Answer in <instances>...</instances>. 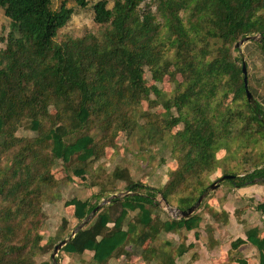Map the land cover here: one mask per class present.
Returning <instances> with one entry per match:
<instances>
[{
    "label": "trees",
    "instance_id": "trees-1",
    "mask_svg": "<svg viewBox=\"0 0 264 264\" xmlns=\"http://www.w3.org/2000/svg\"><path fill=\"white\" fill-rule=\"evenodd\" d=\"M74 1L81 8L89 4L88 0ZM143 2L97 0L91 5L96 28L58 41L59 30L75 11L66 0L57 6L53 0H0V8L9 19V30L6 36L0 37L4 42V47L0 48V153L10 151L19 140L14 131L22 120L27 119L29 128L40 131L43 118L48 116L47 107L52 105L57 108L56 117L61 125L68 113L74 116L77 125L71 131H64L54 124L34 141L39 144L44 138L49 140L52 159L69 163L76 158L81 165L74 167L73 174L84 176L85 166L100 157V149L95 147L90 134L80 133L67 141L68 134L79 131L94 114L113 118L116 126L121 122L124 128L139 124L142 115L138 109L140 101L149 99L150 92L155 96L161 93L156 85L145 84V67L150 70L154 81H160L172 67L169 73L172 80L176 82L178 73L184 80L175 84L185 86L177 89L173 97L162 101L166 111L174 107L178 112L177 119L174 122L167 119L166 126L184 123L183 129L177 133L197 149L199 163L195 159L186 160L184 171L197 164L205 165L211 155L207 154V149L217 141L213 139L214 131L210 128L204 130L205 119L195 114L188 117L183 106L199 107L202 91L195 88L197 85L202 87L201 83L207 77L214 78L216 83L224 80L225 89L231 91L234 98L247 97L242 65L239 67L235 63L230 45L239 36L259 32L264 52V16L257 15L264 9V0H150L154 10L148 6L140 9ZM188 11L189 17L185 19L181 12L186 14ZM157 18H163L164 22ZM210 40H218L221 45L214 51L209 47ZM212 51L214 55L210 59ZM208 91V96H212L214 87ZM249 108L251 119L264 137V110L259 104H250ZM34 141L31 144H35ZM21 161L16 155L14 168L0 177V198L3 200L0 205V235L3 237L0 239V264H35L31 259L19 263L6 260L20 248L4 237L5 234L14 235L18 230V225L10 223V215L15 210L9 204L31 193L29 175L26 174L23 180L18 179ZM230 174L234 177L227 180L233 188L264 184V165L242 174ZM113 176L126 181L128 193L112 198L109 205L100 206L61 251L77 254L89 251L92 262L108 264L114 256H120L119 252L130 255L124 250L126 244L144 245L151 231L158 227L166 233L194 231L199 227L201 217L197 213L188 217L178 215L157 223L153 221L151 214L158 204L157 194L171 205L170 193L174 192L175 179L170 180L164 189H156L133 181L126 169H116ZM38 181L46 180L42 177ZM23 189L26 191L19 194ZM101 194L96 195V199H100ZM177 201L176 208L182 211L194 200L179 197ZM67 204L73 207V215L79 221L98 205L97 200L90 202L75 197ZM135 210L138 211L136 221L125 227L128 212ZM215 216V220L220 218ZM133 232L134 238L131 237ZM260 233L258 227L248 228L246 239L232 241L231 249L249 242L259 253V264H264V236ZM195 235H198L196 231ZM188 248L189 245H179L175 256L164 251L163 256L168 261L163 260L160 264H175V258ZM147 252L154 253L156 261L161 260L162 256L157 255L152 247L149 246ZM234 258L237 264H248L238 254Z\"/></svg>",
    "mask_w": 264,
    "mask_h": 264
},
{
    "label": "rangeland",
    "instance_id": "rangeland-1",
    "mask_svg": "<svg viewBox=\"0 0 264 264\" xmlns=\"http://www.w3.org/2000/svg\"><path fill=\"white\" fill-rule=\"evenodd\" d=\"M62 0H53L55 6ZM97 0H88L89 4L85 8L79 7L74 0H66L67 5L74 8V13L67 24L62 27L56 40H61L66 36H79L89 30L96 28L93 22L92 3ZM150 0H144L140 9L154 6L149 3ZM148 3V4H147ZM113 2L108 6L111 8ZM189 11L185 14V19L189 17ZM257 15L264 16V9ZM161 23L163 18H157ZM9 30V19L5 16L3 8H0V37L6 36ZM248 35L254 38L244 41L240 46H236L243 37H238L230 45V54L236 59L235 63L241 67L242 60L246 63L248 89L251 92L252 99L249 101L246 96L239 99L234 98L231 91L225 89L224 80L220 83L214 82V78L207 77L196 90L200 89L202 94L198 100L199 107L187 106L183 108L188 117L197 115L203 117L206 121L204 130L210 128L214 131L213 139L217 140L207 149V154H211L205 162V165L198 166L197 149L191 147L186 137L179 136L177 132L181 131L184 123L177 122L176 125L166 126L167 119L175 121L178 117L177 110L172 107L170 110L162 105L164 99L175 95L177 89H183L185 84L178 86L184 80L180 74H176V82L172 80L169 72L164 74L160 81H154L150 70L145 67L143 78L146 85H156L161 91L159 96L152 92L149 99L140 101L138 106L142 113L139 124L124 128V124L113 121V118L106 119L100 114L91 115L79 131L68 134L67 141L77 134L87 133L94 139L97 149H100V157L85 166L84 176H75L73 169L81 165L76 158H72L69 163L60 159L50 157L49 140L45 138L41 143L34 141L41 137L43 133L54 124L61 126L60 129L71 131L77 125V121L71 113L65 115L63 125L56 117L57 108L49 105L47 107L48 116L42 120L40 131L29 128V121L22 120L20 125L14 131V136L19 140L10 151L0 153V177L6 175L7 171L14 168V158L16 155L22 160L19 178L23 180L26 174L29 175L30 195L16 200L9 205L15 210L10 215V223L18 225L17 233L14 235L5 234L7 242L20 247L16 252L7 257V261H23L31 259L35 264H53L51 253L54 244L62 238H66L72 229L81 221L73 215V207L67 204L72 198L89 199L90 202L100 204L110 197H123L128 193L125 185L126 181L116 179L113 172L118 169H126L133 181L154 187L164 189L170 180L175 179L174 192L170 194L171 205L166 204L157 194V206L152 209L151 217L157 223L159 220H165L181 215L176 208L179 197H191L194 205L199 192L205 188L206 195L203 197L199 207L194 213L200 215L203 223L204 232L210 229L208 219H214L209 198H213L219 188L231 187L227 179L217 182L214 188L210 185L221 178L224 174L237 173L242 174L264 165V137L263 133L251 119L250 104H259L264 110V52L261 47V37L259 32H253ZM209 47L215 51L221 45L218 40H210ZM4 47V42L0 41V48ZM212 51L209 58L214 55ZM215 85V86H214ZM214 87V93L209 95V89ZM195 124V123H194ZM35 144H31L32 142ZM24 144L25 147H22ZM188 153V155H187ZM195 159L196 164L189 171H184L185 161ZM184 171V173H183ZM10 174V172H9ZM44 178L46 181L40 182L38 178ZM261 195L264 197V187ZM24 193L26 189H23ZM247 192L253 190H243ZM203 192V193H204ZM101 194V198L96 199V195ZM254 197V196H253ZM197 198V199H195ZM255 198V197H254ZM2 197L0 198V205ZM248 199V198H247ZM106 202L103 205H109ZM137 210L128 212L124 221L125 227L136 221ZM209 216H207V214ZM222 216V213L216 214ZM156 219V220H154ZM111 225V224H110ZM196 231V230H194ZM147 232V231H145ZM139 233V232H138ZM192 233V232H190ZM134 238V232L131 233ZM0 239L3 240L2 235ZM40 239V240H38ZM144 245L137 247L133 244H126L120 256H114L108 264H160L161 261L168 258L164 257V251H169L175 256L179 245H189L187 251L179 258H175L178 264H229L230 254L227 249H222L221 255L218 249L209 254L214 258H207L202 246H193L191 237L181 233H166L159 227L151 231ZM207 243V241H203ZM149 245L155 250V253L161 257L155 260L154 253H148L146 246ZM193 246V247H192ZM194 248V250H193ZM199 249V250H198ZM197 250L199 252H197ZM200 250L202 251L200 253ZM122 255V257H121ZM92 253L86 251L82 254H73L66 256L63 251L56 255L57 264H95L91 260ZM221 257V258H220ZM229 257V259H228ZM224 258V259H223ZM223 260V261H222ZM176 264V261H175Z\"/></svg>",
    "mask_w": 264,
    "mask_h": 264
},
{
    "label": "crops",
    "instance_id": "crops-1",
    "mask_svg": "<svg viewBox=\"0 0 264 264\" xmlns=\"http://www.w3.org/2000/svg\"><path fill=\"white\" fill-rule=\"evenodd\" d=\"M262 187H264V184L255 183L240 188L223 187L217 189L214 197L208 199L210 200L209 205L211 204L213 213L221 214L225 212V215L222 214L220 218L218 217V220L207 218L210 229L206 232L202 229L204 227L203 223L200 222L199 227L196 229L197 236L193 230L186 231L184 234L188 236V240L189 237L192 238L193 246L204 248V253H206L208 259L214 258L209 254L215 252V249H218V256H220L222 249L228 248L227 251L230 254V259L228 257L229 264H237L234 258L236 254L245 259L248 264H259V253L255 246L245 242L237 249H231V242L239 238L246 239L245 232L252 227L261 229L260 235L264 236V197L261 195L263 192L260 189ZM245 189L253 190V194L251 195V191L245 193L246 191H243ZM207 216L209 215L207 214ZM202 240H206L207 243H203ZM198 250L197 252H199ZM63 254L72 256L77 253L63 252ZM175 261L178 264V261Z\"/></svg>",
    "mask_w": 264,
    "mask_h": 264
},
{
    "label": "water",
    "instance_id": "water-1",
    "mask_svg": "<svg viewBox=\"0 0 264 264\" xmlns=\"http://www.w3.org/2000/svg\"><path fill=\"white\" fill-rule=\"evenodd\" d=\"M254 38V36L252 35H247L245 37H243L239 42L236 43V46H240L241 43H243L244 41H247L249 39H252ZM242 72H243V80H244V86H245V91H246V95H247V98L249 101H251L252 99V95H251V92L248 90V81H247V71H246V63L244 62V60L242 61ZM234 175L232 174H224L221 178H219L217 181H215L214 183H212L210 185L211 188H214L216 185H217V182L219 180H222V179H230V178H233ZM206 195V192H204L203 194H201L196 203L194 205H191L190 207H188L186 210H182L180 211L181 213V216L183 217H188L190 216L191 214L194 213V211L199 207L203 197ZM114 197H110L108 199H106L105 201H103L102 203L98 204L93 210L92 212L83 220L81 221L74 229L71 230L70 234L60 240L58 243H56L53 247V250H52V253H51V258H52V261H53V264H57L56 263V255L57 253L61 250V248L63 247V245H65L79 230H81L87 223L88 221L90 220V218L94 215V213L96 212V210L104 203L106 202H109L112 198H115L116 195H113Z\"/></svg>",
    "mask_w": 264,
    "mask_h": 264
}]
</instances>
